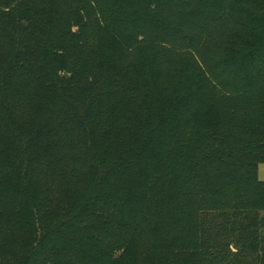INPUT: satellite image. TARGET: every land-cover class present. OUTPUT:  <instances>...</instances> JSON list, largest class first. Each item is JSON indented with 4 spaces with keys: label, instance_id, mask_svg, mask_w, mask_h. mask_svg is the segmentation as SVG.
<instances>
[{
    "label": "trees",
    "instance_id": "trees-1",
    "mask_svg": "<svg viewBox=\"0 0 264 264\" xmlns=\"http://www.w3.org/2000/svg\"><path fill=\"white\" fill-rule=\"evenodd\" d=\"M261 164L264 0H0V264H264Z\"/></svg>",
    "mask_w": 264,
    "mask_h": 264
},
{
    "label": "rangeland",
    "instance_id": "rangeland-1",
    "mask_svg": "<svg viewBox=\"0 0 264 264\" xmlns=\"http://www.w3.org/2000/svg\"><path fill=\"white\" fill-rule=\"evenodd\" d=\"M257 176H258V179L260 181H264V164H261L258 166ZM144 256L145 255L142 256V260H143ZM148 260L149 259L144 260L142 264H155V263L148 261Z\"/></svg>",
    "mask_w": 264,
    "mask_h": 264
}]
</instances>
